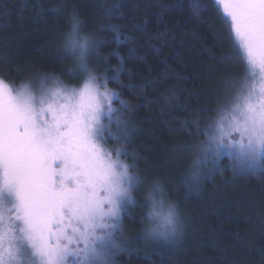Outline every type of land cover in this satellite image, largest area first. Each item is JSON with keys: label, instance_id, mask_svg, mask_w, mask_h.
I'll return each instance as SVG.
<instances>
[{"label": "trees", "instance_id": "1", "mask_svg": "<svg viewBox=\"0 0 264 264\" xmlns=\"http://www.w3.org/2000/svg\"><path fill=\"white\" fill-rule=\"evenodd\" d=\"M73 15L90 41L85 67L67 46ZM87 71L116 93V138L105 141L136 178L110 264H264V169L234 171L232 155L203 147L246 73L222 8L214 0H0V78L74 87ZM150 195L178 211L177 236L149 235Z\"/></svg>", "mask_w": 264, "mask_h": 264}, {"label": "snow or ice", "instance_id": "2", "mask_svg": "<svg viewBox=\"0 0 264 264\" xmlns=\"http://www.w3.org/2000/svg\"><path fill=\"white\" fill-rule=\"evenodd\" d=\"M214 2L246 73L209 124L204 151L227 150L234 171L264 169V0ZM100 87L89 75L79 89L42 82L13 93L0 80V264H110L136 178L99 148L104 100L113 112ZM150 199L149 235L170 238L172 211Z\"/></svg>", "mask_w": 264, "mask_h": 264}, {"label": "rangeland", "instance_id": "3", "mask_svg": "<svg viewBox=\"0 0 264 264\" xmlns=\"http://www.w3.org/2000/svg\"><path fill=\"white\" fill-rule=\"evenodd\" d=\"M89 75L94 76L91 72L87 71V75H86L85 79H84V80L81 82V84H79L78 86H74V87H72V86H67V85L61 84V83H59V84H60L61 86H63L65 89H79V88H81V87L83 86L84 82L88 79ZM244 76H245V75H244ZM243 78H244V77H243ZM0 80H3V79L0 78ZM242 80H243V79H242ZM242 80H241V81H242ZM3 81H4V80H3ZM4 82H5V84H7V85L9 86L10 89L13 90V93H14L16 90H18V89L21 88V86H18V87H12V86H11L10 84H8L6 81H4ZM42 82L45 83V84H47V85H49V86H52L54 82H58V81L54 80V78H52V77H51V78L48 77L47 79H46V78H45V79H39V81L36 82V83H37L36 86H34V87H32V86L29 85V84H27V85H28L30 88H32L33 91H38L39 86H40V84H41ZM96 83H97L98 85L101 86L100 89H99L100 92H104V91L107 89V91H108L109 93H111V95H112V99H111V107H112V109H113V112H112L111 114H109V113L107 112L108 101H107V100H104V101H103V109H104V113H103L102 116H101V124H102L104 127H103V133H102L101 137L99 138V148L101 149V151H102L103 153H110L112 159H114V160L118 159L120 163L128 165V164L125 162V160L121 157V151H120V149H117V148L112 149V148L108 147V146L106 145V141H105V137L108 138V139L111 138V139H113V140L116 138V137H115V125H116L115 121H116V119H117V115H118V108H117V106H116V104H115V100H116V98H117L116 93H115L114 89L109 88L108 85H106L105 83H103V82H101L100 80H98L97 77H96ZM114 143H115V142H114ZM112 144H113V143H112ZM117 150H119V155L117 154ZM222 152H226V153H228L227 150H223V149L221 150V153H222ZM128 172H129V174H130L131 176L134 177L132 171H131L130 168H129V165H128ZM134 185H135V180H134V182H133V184H132V186H131V188H130V193H129V194H130L131 197H132V195H133V188H134ZM125 202H126V201H125ZM122 208H123V206H122ZM119 225H120V220H119ZM118 228H119V227H118ZM120 231H121V230H120V228H119V231H117V236H116V235H115V236L113 235V239H114L115 241H118V239H120V236H122Z\"/></svg>", "mask_w": 264, "mask_h": 264}, {"label": "clouds", "instance_id": "4", "mask_svg": "<svg viewBox=\"0 0 264 264\" xmlns=\"http://www.w3.org/2000/svg\"><path fill=\"white\" fill-rule=\"evenodd\" d=\"M80 19L78 16L73 15L71 22H70V31L67 34V46L69 51L74 52L78 54V57L83 63L84 57L86 52L89 49L90 41L89 37L87 35H82L79 28ZM27 84L21 85L25 86ZM168 209L172 211V224L170 225V231H171V237H175L179 234L180 229V219H179V213L175 209L173 205H169ZM153 228V221L151 226L147 229L148 233L152 231ZM174 230V231H172Z\"/></svg>", "mask_w": 264, "mask_h": 264}]
</instances>
